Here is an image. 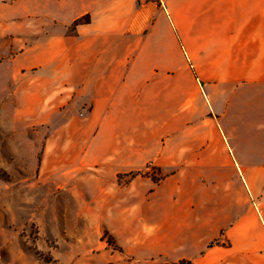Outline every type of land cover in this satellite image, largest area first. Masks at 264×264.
<instances>
[{
	"label": "crops",
	"instance_id": "crops-1",
	"mask_svg": "<svg viewBox=\"0 0 264 264\" xmlns=\"http://www.w3.org/2000/svg\"><path fill=\"white\" fill-rule=\"evenodd\" d=\"M29 1L52 27L40 62L47 86L33 113L60 118V146L74 154L85 148L114 169L140 170L158 154L160 122L168 120L162 86L171 76L175 85L191 63L209 86L207 106L228 109L192 118L206 127L196 138L201 155L168 178L164 194L175 211L155 231L160 254L264 264V0Z\"/></svg>",
	"mask_w": 264,
	"mask_h": 264
},
{
	"label": "rangeland",
	"instance_id": "rangeland-1",
	"mask_svg": "<svg viewBox=\"0 0 264 264\" xmlns=\"http://www.w3.org/2000/svg\"><path fill=\"white\" fill-rule=\"evenodd\" d=\"M32 8L29 0H0V264H177L160 254L155 234L175 211L164 194L168 178L200 159L196 138L206 127L192 118H219L228 107L207 106L209 86L188 62L175 85L171 76L162 86L168 120L161 119L154 159L121 171L85 148L74 154L60 146V118L33 113L47 86L40 62L52 27ZM261 92L263 82L257 98ZM172 147L188 154L179 158Z\"/></svg>",
	"mask_w": 264,
	"mask_h": 264
},
{
	"label": "trees",
	"instance_id": "trees-1",
	"mask_svg": "<svg viewBox=\"0 0 264 264\" xmlns=\"http://www.w3.org/2000/svg\"><path fill=\"white\" fill-rule=\"evenodd\" d=\"M84 21H88V20H84ZM177 264H192V263L189 260H181Z\"/></svg>",
	"mask_w": 264,
	"mask_h": 264
},
{
	"label": "built area",
	"instance_id": "built-area-1",
	"mask_svg": "<svg viewBox=\"0 0 264 264\" xmlns=\"http://www.w3.org/2000/svg\"><path fill=\"white\" fill-rule=\"evenodd\" d=\"M140 3H150V2H156L158 0H137Z\"/></svg>",
	"mask_w": 264,
	"mask_h": 264
}]
</instances>
